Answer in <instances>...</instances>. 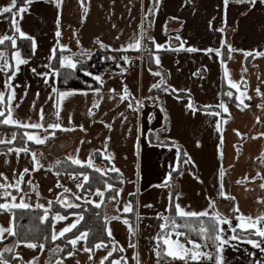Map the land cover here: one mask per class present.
I'll return each instance as SVG.
<instances>
[{
    "label": "crops",
    "instance_id": "obj_1",
    "mask_svg": "<svg viewBox=\"0 0 264 264\" xmlns=\"http://www.w3.org/2000/svg\"><path fill=\"white\" fill-rule=\"evenodd\" d=\"M0 1H3L4 5L11 3V0ZM153 1L61 0L60 7H57L55 0H31L24 13L15 16L8 13L0 16V35L15 37L18 41L19 34L12 26V20L15 19L18 21L20 29L33 37L36 42V48L35 50L32 49L33 53L28 64L20 65V71L11 81L15 85L16 93V98L12 104L15 105L19 102V107L14 109V115L20 119L31 118V121H36L39 118V109L43 106L45 123L55 122L54 112L56 109L54 105L60 103V122L66 128L69 124L77 126L82 124L87 130L83 131L79 127L68 128V130L49 129L50 132L55 133L53 137L39 145L30 141L36 147L29 148L28 154L21 152L19 158L15 152L5 156L4 153L7 152V148L0 150V172H3L8 180L14 183L13 169H16L17 173L24 167L31 169L33 164L31 153L35 152L44 167L27 173L24 178L25 182L22 183L21 187L23 192L28 193L31 197L30 203L46 204L49 199L54 202L55 193L64 194L63 189L57 187L58 180L74 192L80 191L75 188V182L65 175V172L71 171L54 169L55 161L62 157L66 158L68 154H76L77 148L80 149L78 155L85 159L93 149H100L103 152L105 151V138H109L107 140V152L114 155L113 163L121 169L126 181H132L123 184L124 190L120 197L121 205H116V209L121 207L124 201L130 200L134 209L141 214V218L137 220L136 211L132 212L135 213V228L133 229H136V234L131 237L128 233V226L124 225L122 221L109 220L108 226L112 229L115 240L119 242L116 247L125 249L113 259L127 257L128 264H136L133 259L134 253H138L141 264H149L141 257L140 239L145 223H152L156 219L157 210L153 207H144V205H154L156 199L162 207L166 208L170 201V192L173 194L174 191H179L183 196L184 183L190 177L188 168H192L195 176L199 177L202 176L204 168L210 169V171L213 169L211 166H216L217 171L220 166L224 168L225 174L222 182L225 192L235 197V201H233L218 196V191L217 193L214 191L215 210L219 211L220 207L225 208L223 210L224 215H230L229 209L233 207L234 203L246 215L256 216L264 210V203L257 199L258 197L264 198V189L259 186L264 183V180L261 179V176H264V165L260 163L261 152L264 151V136L258 135L264 133V109L256 107L257 104L261 103V97L255 91L256 88H259L261 93H264V57L255 55V51H264V4H260L259 0L254 6L247 3H237L236 0H229L227 5L224 4V0H158L151 27H147L145 14L149 13ZM24 3L25 0L17 8L23 6ZM85 9H87L86 12ZM58 17V27L61 32L59 37L56 36ZM142 20L145 28H147V36L153 37L155 43L164 46L157 49L155 44L150 41L156 68H150L148 64V57L144 50L147 39L142 41L144 47L141 50H123V46L131 42L134 34L139 32V25ZM97 40L110 45L109 50L121 53L123 56L139 55L144 68L141 67L140 72L142 79L140 75L137 77L139 86L136 82L133 85L128 81L122 83L115 73L107 75L109 72H106L103 74V88L99 94L92 90H84L87 95L77 92L62 102L58 101L55 96L51 95V86L57 87L58 76L52 75L51 69L48 68L49 64L52 65L55 55L53 50L56 52L59 49L57 45L64 44L68 45L71 52H77L81 49L93 51L99 48ZM222 40L235 49L231 58L226 55L227 49L221 44ZM189 47L197 50L189 52L187 50ZM217 47L221 48V52L224 54L222 57H217L215 53L208 54L202 51L206 48ZM16 48L19 49L17 43ZM15 50L10 40L6 39L3 44H0V51L5 52L4 59H7L10 64L7 71L0 70V91H4L6 96L8 90L4 87V81L15 68V61L11 58ZM147 50H151V47L148 46ZM19 51L22 53L20 49ZM175 52L179 54L178 59L171 64V67L166 66L167 60L164 56H170ZM244 52H249L250 55L245 57ZM50 55L52 56L51 60L49 59ZM22 57L29 58L23 54ZM156 57H159V64L156 63ZM221 58L226 61L223 67L220 63ZM3 63L4 60L0 59V69H3ZM125 63L124 71L130 68L129 63ZM32 68H35L37 73L48 71L50 73L47 77L49 83L46 84L44 77L33 73ZM224 68L228 69V76H225ZM242 69L247 70L242 71ZM156 72L161 75H154ZM145 75L150 78L147 92L143 91V86L148 81L144 80ZM241 76H243V80H241ZM161 77H163L164 83L160 85V88H152L153 84L160 82ZM229 79L239 81L238 86L241 91L246 88L247 95L251 96V100L247 97L243 98L244 103L249 105L248 108H243V105H241L243 110L236 107L240 103L235 100V95L238 93L229 85ZM124 85H127L132 94L130 99L144 101L139 116L126 107L128 99L121 100L120 98ZM224 85H226L225 90ZM168 86L171 87H169L167 94L169 92L172 94L182 93L190 96L196 110L188 109L187 103L175 101L176 105H171L170 101L166 100L170 96L166 94V97L163 91V88ZM25 89L27 90L26 94ZM227 91L233 92L232 98L223 95ZM21 96L24 97L22 101L20 100ZM145 97H152L153 99L145 100ZM221 99L227 104L229 112L224 113L220 109L222 114L220 117L210 114L217 110L215 105ZM94 100L98 104L96 108H93ZM33 101H35L34 107ZM205 105H212L213 107L205 111ZM89 109H92L93 116L87 114ZM190 113L197 118L210 116L211 123L208 125L206 120H202V123L194 126L193 133H205L208 130L217 133L214 154L213 152H206V156L201 157L199 153L197 155L194 152L191 153L187 142H185V146L180 142V139L163 137L167 134L172 123L181 122L180 116H189ZM149 114L153 117L151 122L148 119ZM69 117H71V121H69ZM257 117L259 120L256 119ZM225 119L227 120L226 123L224 122ZM217 120L221 121L222 132H218L216 129ZM109 124H111V128L107 127ZM9 127L12 128H0V139L7 141L13 132H18L15 125H9ZM137 128L140 129L139 132ZM233 129L238 130L243 135L237 136ZM23 131L22 129V133ZM29 131L37 130L29 129ZM40 131L42 132V130ZM221 135L224 138V145L221 149L223 159L220 158L217 149ZM137 137H139L140 143L139 156L136 155L135 147ZM197 141H199V146ZM197 141L195 146L202 148V142ZM212 145L209 143V148ZM234 145L237 147L234 148ZM178 152H187L192 163L185 164L183 161L186 158H182V155L178 156ZM6 159L8 163L4 162ZM137 163L140 165L139 177L136 176ZM95 164L99 167L106 166L103 162H96ZM179 168L181 169L174 185L171 178L170 188L156 186L162 183L163 178L170 170ZM174 172L176 171H173L172 175ZM257 172L261 176H257L255 180L244 179L245 176L249 178L256 176ZM186 173L188 174L187 178L184 176ZM28 179H31L33 184L38 185L41 194L39 200L30 191V186L26 182ZM0 182H3L2 177H0ZM220 182L219 176L218 181H215L214 177L212 187L218 190ZM137 184L139 191H137ZM48 189H52V191L49 192ZM193 190H195L194 187ZM201 191L197 187L194 193L199 196L202 194ZM128 193H135V195L129 196ZM180 197L175 200L177 202L182 201L183 197ZM92 199L97 198L92 197ZM137 202L139 203L138 208L136 207ZM80 203L83 202L80 201ZM204 204L206 202L202 201L200 209L207 208ZM160 211L162 212V210ZM117 214V211L115 212L111 207L106 210V215L109 218ZM119 214L128 219L127 215L131 213L121 212ZM8 219L7 213H0V225L7 227ZM71 219L70 216L69 220ZM158 220L159 218H157ZM233 222L235 223V220ZM63 223L58 222V226H63ZM4 235L7 236V239L10 237L7 233ZM252 238L255 239L256 237L253 236ZM5 240H0V242ZM110 240L105 241L108 249L113 247ZM130 243H134L136 247H128ZM13 244L12 242L8 245ZM81 244L83 241L78 242L76 250L71 249L74 251L73 256L65 255L58 259L63 261V264H76L77 260L80 261V264H99L100 258L107 255L104 248H93L92 259L89 260V253L79 250ZM230 245L223 252L228 264H248V261L252 259L248 253H255L257 258L260 257L259 249L253 248L252 245L237 241H231ZM15 251L21 254L24 261L30 260L35 255L38 256V264H46L48 252L45 249L41 252L38 248L29 249L24 244H20ZM11 259H13V255ZM58 259L54 260L52 264H56ZM13 264H16L15 260H13ZM160 264H182V262L179 260L171 261L170 258L162 257ZM190 264H196V262H190Z\"/></svg>",
    "mask_w": 264,
    "mask_h": 264
},
{
    "label": "snow or ice",
    "instance_id": "obj_2",
    "mask_svg": "<svg viewBox=\"0 0 264 264\" xmlns=\"http://www.w3.org/2000/svg\"><path fill=\"white\" fill-rule=\"evenodd\" d=\"M31 2V0H25V3L23 6L17 8V0H11V3H9L6 6L0 7V14L2 13H10L13 16L24 13L27 10V5ZM237 3H247L250 6H254L257 3V0H236ZM56 6L60 7L61 0H55ZM229 3V0H224V4L227 5ZM260 4H264V0H259ZM87 9H85V12ZM147 13L145 14V18H147ZM151 21H148V26L151 27ZM59 25V17L57 18V29H56V36L59 37L61 35L60 29L58 27ZM12 26L15 28V31L19 34L20 38H26L27 40L31 41V48L35 50L36 48V42L28 35L26 32L22 31L19 27L18 21L15 19L12 20ZM223 31V29H221ZM10 40L12 46L15 51L12 53V60L15 61V68L11 72L10 76H7V79L4 81V87L8 90L7 96L4 91H0V124H3L5 126L9 125H15L18 129H23V133L21 135V139L26 144L28 141H33L36 144H43L46 142V140L50 137H53L55 135L54 132H50L49 129L57 130H68V128L72 127H79L83 131H87L84 126L81 125H71L69 124L68 128H66L61 122H60V103H57L54 105L55 107V122L45 123L44 117V109L43 106L39 109L38 112V120L31 121V118L28 119H20L17 118L14 115V109L19 107V102H17L15 105L12 104L13 100L16 98L15 93V85L11 81L13 78L17 75V72L20 71V65H26L29 62V58H23L22 53L19 51V49L16 48V38L15 37H8L4 35H0V44H3L5 40ZM144 39H147L155 44V47L157 49L163 48L164 46L159 43H155V40L151 36H147V28L144 26V21H141V24L139 25V32L135 33L134 36L131 39V42L127 43L123 46V50L127 51L129 49L134 50H141L144 46L142 44V41ZM79 44V41H77ZM97 44L100 49H108L110 45L105 44L103 41L97 40ZM221 44L224 45L227 49L226 55L231 58L232 52L235 51V49L232 48L230 44H227L226 41L222 40ZM57 47L61 49V54L57 57L59 67H55L51 64L48 65V68L51 69V74L59 76L61 73V69H68V75H73L76 70L83 71L87 76L93 77L94 81L103 84V74H93L91 71H88L86 68L79 67L78 65L82 64L83 58L90 57V52H84L81 51L78 54L72 53L71 50L68 48V45L64 44H58ZM183 47V45H181ZM63 50H67L69 52V55H64ZM189 52L196 51L197 49L189 47L187 49ZM119 51V50H118ZM202 51L207 52L208 54L215 53L217 57H222L224 54L221 52V48H206ZM53 54H55V50H53ZM79 55L81 57L80 60L75 59L74 57ZM250 55L249 52H244V56L247 57ZM256 56L264 57V51H255ZM5 52L0 51V59L4 60L3 63V71H7V69L10 67V64L7 59H4ZM49 59H52V56H49ZM102 59L105 60H111L113 62L116 61L115 56H108L105 55L102 57ZM122 59L125 62L129 61V57L127 55H124ZM156 63L159 64L160 60L159 57H156ZM221 66L223 67L226 63V61L221 58L220 60ZM33 73L40 75L45 78V83L48 84L49 81L47 80V77L49 76V72H40L37 73L35 68L31 69ZM247 69H242V71H246ZM121 71L123 72L124 69L121 68ZM224 74L225 76H228V69L224 68ZM154 75L160 76L161 74L159 72L154 73ZM243 76H241V80H243ZM67 82V77L65 78V83ZM164 83L163 77H161V80L159 83L153 84L152 88H160V85ZM229 85L231 88L236 89V92L238 93L235 95V100L239 101L236 105L237 108H241V105H243V108H248L249 105L244 103V97H247V99L251 100V96L247 95L246 88L244 91H241L239 88V81L229 79L228 80ZM91 87V86H89ZM169 87H164L163 91L168 92ZM91 90L99 94L101 89L99 87L91 88ZM113 91V90H110ZM256 94L261 97V103L257 104L256 107L264 109V93H261L259 88L255 89ZM27 90L25 89V94ZM77 92H82L83 94L87 95V92L81 89H66V90H60L59 88L55 87L54 85L51 86V95L55 96L58 101L62 102L67 97L72 96L76 94ZM37 95H39L37 93ZM220 95V94H218ZM223 95L228 96L229 98L233 97L232 91H227L226 93H223ZM132 97V94L130 90L128 89L127 85L123 86V92L121 94V100L128 99V103L126 107L133 112L139 114L142 112L143 100H133L130 99ZM23 96L20 97V100H23ZM111 98V97H110ZM145 100H151L152 97H145ZM177 99L179 100L180 97L177 96ZM35 106V101H33V107ZM98 107V104L96 101H93V108ZM186 107L188 109H192L195 111L193 102L189 99ZM205 111H208L213 106L212 105H205ZM215 109H217L214 112H211L210 114L220 117L222 114L219 111L220 109L223 110L224 113L229 112V108L225 101L221 99L218 104L215 105ZM241 110H243L241 108ZM161 111H164V109H161ZM89 116H93L92 109L88 110L87 113ZM120 115H123L120 113ZM152 115L149 114L148 119L149 122L152 120ZM230 118V117H229ZM167 119V117H165ZM259 120V117L256 118ZM69 121H71V117H69ZM224 122L226 123L227 120L225 119ZM103 123V121H101ZM123 123V121H122ZM221 121H216V129L218 132H222V129L220 127ZM107 127L111 128V124L107 125ZM29 129L37 130V131H29ZM42 130V132L40 131ZM167 131V129H164ZM137 131L139 132L140 129L137 128ZM151 131V130H150ZM234 132H236L237 136L243 135L238 130L233 129ZM19 135L18 132H13L10 139L7 141L0 139V144H8L11 145L12 141L17 139V136ZM258 135L264 136V133H259ZM109 138H105L104 142V150L101 151L100 149H93L92 152H89L87 154V158H81L78 153L80 151L79 148L76 149V154H68L65 158V162H70V165L72 166H78L77 168H74L71 172H65V175L68 176L69 179L73 180L75 182V188L80 190L79 192H74L71 188H68L67 186L60 183V181H57V187L63 189V195L59 192L54 194L55 204L60 205L62 209L67 210L65 214H62V211H55L53 212L52 209L54 208V203L52 199L47 200L45 203H30L29 200L31 197H29L28 193L23 192V189L21 187L22 183L25 182L24 178L27 173L30 171H36L38 168L44 167L37 158V155L35 152L31 153V160L33 162L32 168L29 169L28 167H24L22 170H20L18 173L16 169H13V173L15 176V182H11L8 180V177L5 176L3 172H0V177L3 178V182H0V198H3L2 202H0V213H7L9 215L8 219V226L5 227L4 225H0V240L7 239V236L4 234L7 233L8 236L15 237V242L13 245H4L3 247H0V264H13V260L16 261V264H38V256H32V258L28 261H24L23 257L18 251H15L16 247H18L20 244H24L29 249H39L41 252H43L45 248V243L43 241H34L31 239L21 238L18 231H16V225L19 223V221L16 218V210H43V214L40 215L38 218L41 222H48V227L50 228V238L52 241H56L58 237L64 238L66 240V244L70 245L73 250L77 249L78 242L83 241V244L80 245L79 250L89 253L88 259H92L91 253L93 252V248L95 249H101L104 248L107 252V255H104L100 258L99 264H105V261L109 260V257L112 256L114 251L123 252L125 249L123 247L117 248L118 241L115 240L113 237L112 229L108 226L109 220H117L122 221V223L126 226H128V233L129 236H135L136 229H133L131 226V223L129 219L122 217L119 213H132L136 211L134 209L133 204L130 200L124 201L122 206L117 208V215L109 218L107 215L103 217L104 220V228L103 231L107 233V237L111 238L110 243L113 245L111 249L106 248L105 240L100 239L96 243H94L91 247L88 246V237L91 229H85L81 231L82 227V221L85 220L84 212L85 205H94L97 209L101 207V205L105 202H112L113 206L121 205V193L123 192V184L128 182L131 183L132 181H126L123 173L121 172V169L116 167V165L113 163L114 155L107 152L108 144L107 140ZM220 143L217 145V149L220 154V158L223 159V152L221 151L223 145H224V138L221 135L219 137ZM83 142V141H82ZM197 145L199 146V141H197ZM136 155H140V143H139V137H137L136 142ZM234 148L237 147L236 145L233 146ZM15 152L17 158H19V155L21 152L28 154L30 152V149L28 147H8L7 152L4 153L5 156H7L9 153ZM101 155L106 161L107 164L105 167H99L95 164L96 155ZM178 156L182 155L186 159H184L185 164H191L192 160L191 157L187 152H178ZM261 161L264 162V151L261 152ZM5 163H8L7 159L4 161ZM62 163L61 160L57 159L55 161V165H60ZM54 166V165H53ZM137 172L136 176H140L139 172V163L136 165ZM91 170V171H90ZM173 171H179L178 169H172L169 171V173L163 178V181L161 184L156 185L157 187H163V188H170L171 187V178H172V172ZM91 172H95L100 174L99 180L102 182L103 187H95V189L92 188V180L93 177L91 175ZM219 177H220V184L218 189V196L220 197H226L233 201H235L234 196H230V194H227L224 189L223 184V177L225 174V170L222 166L218 168ZM109 173H115L116 175L114 177H110ZM182 174V173H181ZM57 175H59V172H57ZM257 176H261L259 172H257L256 176L247 177L245 176L244 179H251L255 180ZM116 180L121 185L120 187H117L116 183L110 182V180ZM196 179H199L197 176ZM261 179L264 180V176H261ZM27 184L30 186V191H32L37 199L40 198V192L38 190V185L33 184L31 179H28ZM237 183H240V181H237ZM261 189H264V183H261L260 185ZM10 189H14L15 193L10 191ZM108 190H111L114 195H106ZM139 185L137 184V191H139ZM49 192L52 191V189H48ZM22 193V194H21ZM70 194V195H68ZM129 196L135 195V193H128ZM175 197L178 199L181 196V193L179 191L175 192ZM172 193L170 192V201L166 208L161 212H156V216L159 218V229L152 239L155 241H158L160 243H157L154 248L153 252L155 253V256L158 258L156 261V264H160V259L163 258H170L171 261L179 260L182 262V264H189V262H196V264H228L227 260L225 259L223 252L224 249L230 245L231 241H237V242H244L249 245H252L253 248L259 249L260 257L257 258L255 253H248L250 257H252L251 260L248 261V264H264V210H262L259 214L256 216H252L251 214H244L240 211V208L234 203L233 207L229 209L230 215L226 216L223 213L215 210V201L212 200L209 197L207 208L201 210V211H195L188 208V206H182L177 200L171 199ZM92 197H96L97 199H92ZM261 203H264V198H257ZM80 201L83 202V204L80 203ZM137 208L139 207V203L137 202ZM144 207L151 208L153 205L147 204L144 205ZM209 209H213L212 211H209ZM167 213V214H166ZM100 213L97 212L96 216L99 217ZM72 217L71 220H69V217ZM136 217L137 220L141 218V214L136 211ZM235 220V223L233 222ZM58 222H64L63 226H58ZM196 225V226H194ZM226 225V227H224ZM23 227V226H21ZM75 230V231H73ZM29 231H32V229H29ZM38 231V229H37ZM195 234L199 239H192V234ZM66 234H68L66 236ZM175 238H172V237ZM255 236L256 238L253 239L252 237ZM48 237L45 236V239ZM128 247L135 248L136 245L134 243H130ZM235 247V246H233ZM49 253L52 252H59L61 251V246L59 244L55 245L54 248L48 249ZM247 252V249H245ZM5 253H13V259H9L4 254ZM67 256L71 257L74 255V251H67ZM133 259L135 260L136 264H141L140 259L138 258V253L133 254ZM51 264V262H49ZM56 264H63V261L57 260ZM76 264H80V261L77 260ZM110 264H128V258L127 257H120L119 259H112L110 261Z\"/></svg>",
    "mask_w": 264,
    "mask_h": 264
},
{
    "label": "trees",
    "instance_id": "obj_3",
    "mask_svg": "<svg viewBox=\"0 0 264 264\" xmlns=\"http://www.w3.org/2000/svg\"><path fill=\"white\" fill-rule=\"evenodd\" d=\"M24 0H18L17 1V5L19 6V4L21 2H23ZM157 2L158 0H154L150 11L147 15L146 18V25L148 26V21L150 20L152 22L153 16H154V12L155 9L157 7ZM8 13H2L0 14V16H4L7 15ZM146 49L145 53L147 54L148 57V64L150 68H156V65L154 63V58H153V49H152V44H150L149 40H146ZM151 47V50H147V47ZM17 47L22 51V54L25 57H31L33 50L31 48V41L25 39V38H19L17 41ZM61 49H57L52 61V65L55 67H59L58 64V59L57 57L61 54ZM81 51L84 52H90L91 55L90 57H86L83 58L82 60V64L78 65V69L79 67H83L86 68L88 71H91L93 74H104L106 72L109 73H118L121 72V68L125 69L126 67V63L125 61L122 59V61L120 59H118L117 56L121 55V53L118 52H113L109 49H100L97 48L96 50L90 51V50H84L81 49L77 52H72V53H79ZM63 54L64 55H69V52L67 50H63ZM105 55L108 56H115L116 57V61L113 62L111 60H105L102 59V57H104ZM77 60H80L81 57L79 55L74 57ZM69 70L68 69H61V73L58 76L57 79V88H59L60 90H66V89H81V90H91V88H95V87H99L100 89L103 88V85L94 81L93 77L87 76L85 74V72L83 71H79L76 70L74 72L73 75H68ZM67 77V82L65 83V78ZM91 86V87H89ZM224 90L226 85L223 86ZM0 128H12L9 126H5L3 124H0ZM19 132V135L17 136V139L15 141L12 142L11 145L8 144H0V150H4L10 146H26L28 148H35L36 145L30 141H28L26 144L24 143V141L21 139V135H22V129H16ZM153 134V133H152ZM182 158H184L183 156H181ZM59 160L62 161V163L60 165H55L54 163V169L56 170H66V171H73L74 168H77L78 166H72L70 165V162H65V157L60 158ZM183 160V159H182ZM96 162H103L105 163V165L107 164V161L105 159L102 158L101 155L97 154L96 155V159H95V163ZM260 163L264 165V162L261 161V157H260ZM176 171L173 173L172 175V183L174 185V183L176 182L177 176L180 172ZM91 171V170H90ZM91 175L93 177L92 180V188L95 189V187H103L102 182L99 180V175L98 173L95 172H91ZM116 174L115 173H109L110 177H114ZM110 182L116 183L117 187H120L121 185L119 184L118 181L112 179L110 180ZM10 191H12L13 193H15L14 189H11ZM175 191L172 194V198L173 200H175ZM106 195H114V193L111 192V190H108V192L106 193ZM3 198H0V202H2ZM54 203V208L52 209L53 212L55 211H62V213H66L67 210H64L61 208L60 205L55 204ZM83 204V203H81ZM108 207H111L115 212H116V206H113L112 202H108L105 201L100 208H96L94 205H85L84 208L87 209L84 212L85 215V220L82 221V227H81V231L85 230V229H91L90 233H89V237H88V246L91 247L94 243H96L98 240L100 239H104L105 241H109L110 238L107 237V233L103 231L104 228V220L103 217L106 215V210ZM99 212L100 215L99 217L96 216V213ZM43 214V210H16V218L19 221V223L16 225V231L19 232L20 237L21 238H26V239H31L34 241H43L45 243V250L48 252V257H47V261L46 264H49V262H52L58 258H61L63 256L66 255L67 251H71L72 247L70 245L66 244V240L64 238H58L56 241H52L50 238V228L47 226L48 222H41L39 220V216ZM132 228H135V213H131L129 215H127ZM23 226V227H21ZM196 226V225H194ZM29 229H32V231H29ZM38 229V231H37ZM75 231V230H73ZM68 234H66L67 236ZM45 236H47L48 238L45 239ZM192 239H199L194 233L192 234ZM14 243L15 242V237L10 236L8 239H6L3 242H0V247H3L4 245H8L10 243ZM59 244L61 246V251L59 252H52L49 253L48 249L49 248H54L55 245ZM6 257H8L9 259L12 258L13 253H5L4 254ZM119 255V251H115L112 256L109 258V260H107L105 262V264H110V261L114 258L117 257Z\"/></svg>",
    "mask_w": 264,
    "mask_h": 264
},
{
    "label": "rangeland",
    "instance_id": "obj_4",
    "mask_svg": "<svg viewBox=\"0 0 264 264\" xmlns=\"http://www.w3.org/2000/svg\"><path fill=\"white\" fill-rule=\"evenodd\" d=\"M178 55L173 53L172 55L168 56H164L167 60V65L166 66H170L171 64L178 59ZM118 59H120L122 61V57L123 55H119L117 56ZM129 70L123 71V72H118L115 73L116 77L119 78V80L123 83H126L127 81L133 85L134 82H136L137 86H139L138 82V75H140L141 79H142V75H141V67L142 69V62L141 59L139 57V55H130L129 56ZM146 69V66H144ZM131 70V71H130ZM107 75H113L112 73H108ZM125 79V80H124ZM148 80L145 83V86H143V91L148 90L149 88V76L145 75L144 80ZM155 91V89H154ZM167 92H165V96H166ZM167 95L170 96L169 99H166L167 101H170L171 105H176L175 101L182 102V103H188L189 99L191 100L192 98L188 95H183L182 93H168ZM174 95V96H173ZM177 96L180 97V99H177ZM167 97V96H166ZM193 102V100H191ZM182 121L174 124L172 123V125L170 126V129H168L167 134L165 136H163L164 138L167 137L168 139H175V140H179L180 142L185 145V142L188 143L189 146V150L191 151V153L193 154H200L201 157H205V153L206 152H213L216 151V137H217V133L212 132L211 130H208L207 132H195L193 133V128L194 126L198 125L199 123H202V120H206L207 124L209 125L210 122V116H203L201 118H197L193 115L188 116H180V118ZM170 122V121H169ZM169 122H168V126H169ZM212 125V124H211ZM187 130V131H186ZM194 135V137H193ZM197 140H200L203 144L202 148L196 147L195 143ZM209 143L213 144L211 148H209ZM186 146V145H185ZM196 148V149H195ZM211 168H213L211 171L210 169H206L204 168V170L202 171V176L199 177V179H196L197 176H195V172L192 168H188L190 170L189 175L190 177L187 179V181L184 183V189H183V199L182 201H178L182 206H188V208L195 210V211H201L202 209H200V204L202 201H205L206 204H204V206L208 205V200L209 197L214 200L215 197H213L214 191L217 193V188H213L212 184L214 181V177H215V181H218V171L216 169V166H211ZM187 173L184 174V176L187 178ZM193 187L195 188V190H193ZM199 187V190L201 189L202 194L197 196L194 192L196 191V188ZM180 197V198H181ZM176 199V197H175ZM153 208H155L158 211L160 210H164L165 208L161 206L160 203H158L156 201V199L154 200V205ZM206 208V207H205ZM213 209H209V211H212ZM219 212L224 214L225 208H219L218 209ZM167 214V213H166ZM157 218L155 220L152 221V223H145V228H143V231L141 233V247H140V251H141V257L143 259H145L146 261L149 262V264H156L157 261V257L155 256V253L153 252V248L157 243H160L158 241H155L154 239H152V237L158 232L160 231L159 229V220L157 221ZM226 227V225L224 226ZM172 238H175L174 236ZM190 264V262H189Z\"/></svg>",
    "mask_w": 264,
    "mask_h": 264
},
{
    "label": "built area",
    "instance_id": "obj_5",
    "mask_svg": "<svg viewBox=\"0 0 264 264\" xmlns=\"http://www.w3.org/2000/svg\"><path fill=\"white\" fill-rule=\"evenodd\" d=\"M6 6L4 5L3 1H0V7Z\"/></svg>",
    "mask_w": 264,
    "mask_h": 264
}]
</instances>
